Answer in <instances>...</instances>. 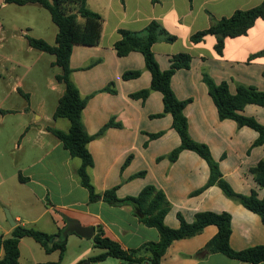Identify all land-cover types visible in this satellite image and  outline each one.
Masks as SVG:
<instances>
[{"label": "crops", "instance_id": "crops-1", "mask_svg": "<svg viewBox=\"0 0 264 264\" xmlns=\"http://www.w3.org/2000/svg\"><path fill=\"white\" fill-rule=\"evenodd\" d=\"M262 1L193 0L191 4L190 0H87L88 8L103 17L101 40L97 46H74L70 78L80 96L87 99L82 111L87 133L96 135L111 120L115 124L87 146L94 162L88 174L97 193L117 187L116 194L122 199L137 196L144 187L152 185L161 190L170 203L165 217L170 228L180 226L179 216L192 223L200 212H228L232 217L230 246L233 250L264 246V224L257 214L227 197L217 185L194 194L209 179L208 164L189 150L182 151L175 162L169 160L171 151L180 145V137L172 128L171 114L156 117L164 112L162 94L150 90L151 74L141 53L134 51L119 57L114 49V44L121 39L119 30L143 32L153 20L176 36L173 43L160 39L152 46V51L161 70L169 69L170 58L176 54L186 53L192 57L190 68L178 70L171 80L176 97L189 101L184 114L191 138L209 147L223 178L236 193L248 195L255 191L263 198L264 188L257 184L251 169L264 160V143L253 146L259 136L255 130L239 127L233 120H220L202 76L208 74L217 84L226 82L231 94H236L239 86L264 93V55L250 60L252 55L264 50V20L257 19L246 35L227 38L220 55L215 50V36L208 35L200 43L190 39L194 33L209 28L213 19L254 8ZM11 4L0 0V11ZM29 4L38 5H26ZM3 30L0 23V32ZM2 39L1 34L0 41ZM58 68L60 73L55 75L51 90L57 94L59 90L61 97L65 85L56 81V76L62 73ZM127 71H140V76L124 80L123 74ZM58 85H63V91ZM108 86L115 93L105 91ZM145 89L150 90L145 100L131 97ZM41 108L36 120L37 123L44 121V126L34 129L24 124V144L17 145L23 150L21 173L0 171V205L10 207L15 221L12 226L0 213V236L10 237L16 226L56 234L65 230V217H70L95 230L101 226L105 235L119 242L125 250H138L139 256L150 258L151 253L144 246L159 241L157 229L144 225L132 204L114 206L102 199L89 201V193L78 175L81 160L72 157L47 130L52 127L68 132L70 122L65 118L55 119L56 108L50 114ZM241 114L264 126V106L247 104ZM159 132H163L159 138H150L151 134ZM0 153L7 155L3 150ZM129 157L130 163L123 169ZM142 172L144 175L138 176ZM13 204H16L15 213ZM216 233L217 227L212 225L192 238L174 241L161 264H252L222 253H207L206 245ZM19 249V264H55L59 259V252L48 254L29 237L20 240ZM103 252L94 246L92 238L69 234L66 254L60 264H78ZM3 254L0 251V259ZM89 264L127 263L108 258Z\"/></svg>", "mask_w": 264, "mask_h": 264}, {"label": "trees", "instance_id": "trees-1", "mask_svg": "<svg viewBox=\"0 0 264 264\" xmlns=\"http://www.w3.org/2000/svg\"><path fill=\"white\" fill-rule=\"evenodd\" d=\"M8 4L26 5L35 3L48 10L53 23L58 27L55 45H51L43 39L27 36L30 47L49 53L55 56L53 66L61 68L62 73L56 76V81L65 85V91L60 97L54 118H65L70 122L68 132L57 128L48 127L64 148L69 151L72 157L81 160L78 169L80 182L89 193V201L104 202L121 206L132 204L140 221L147 227L157 229L159 241L150 242L147 247L151 253L150 258L139 256L138 250L127 251L121 244L105 235L104 229L98 226L92 238L96 248L104 250L103 253L83 260L78 264L98 263L108 258H115L125 261L127 264H161V260L170 245L177 240L192 238L201 233L208 226H216L217 233L207 245V253H222L228 258L239 260L244 263L260 264L264 262V246H254L241 251L233 250L230 246V235L232 233V217L228 212H200L196 214L192 223L179 216L180 226L176 229L170 228L165 223V217L170 210V203L165 194L156 187L148 185L142 189L137 196L119 198L116 194L117 187L106 190L102 194L96 192L88 174V168L93 166V158L88 150V143L95 137L102 135L109 127L115 126L113 120L107 123L96 135H89L82 123V111L87 99L80 96L78 88L71 81L72 68L70 58L75 45L97 46L101 40L103 17L87 6V0H4ZM156 2L157 0H152ZM191 4L193 0H190ZM264 20V0L254 8L247 10H236L229 17L213 19L209 28L198 31L191 36L193 43L204 41L208 35L216 37L215 50L220 55L223 52L227 38H235L246 35L257 19ZM121 39L114 44V49L119 57H125L131 52H139L144 58L147 70L151 74L150 90L162 94L164 112L157 115L161 117L165 113L172 115V128L180 137V145L174 148L169 154L170 161L175 162L180 153L185 150L195 152L208 164L210 174L206 185L194 194H199L213 185L222 189L227 197L240 203L247 210L257 214L264 224V197L259 198L255 191L251 194L236 193L231 185L223 178L219 163L213 158L209 147L206 144L195 141L191 138L188 130V121L184 109L188 100H179L171 86L173 75L180 69H189L192 57L186 53H179L170 58V66L167 70H161L152 46L160 39L173 43L176 36L169 34L157 21L153 20L143 32H132L119 30ZM264 55V50L252 55L251 59ZM140 76V71H127L123 74L124 80L134 79ZM202 79L208 87L211 96L218 110L220 120H233L239 127H249L255 130L259 136L253 146H260L264 143V126L253 118L241 114L243 108L250 103L264 106V93L254 88L239 86L236 94H231L228 84L221 82L217 84L208 74L203 73ZM149 89L142 90L131 97L145 100L150 92ZM26 98L29 94H24ZM105 91L115 93L109 86ZM5 113L6 111L1 110ZM117 125V124H116ZM118 126V125H117ZM163 132L151 134L150 138L156 139ZM129 157L123 165V169L130 163ZM257 184L264 188V160H261L256 167L251 169ZM144 172L138 176H143ZM22 179V178H20ZM64 230L56 234H48L33 228L16 226L10 237L0 236V251L3 257L0 264H19L20 240L25 237L32 238L39 243L46 253L59 252V259L55 264H60L66 254L67 238L63 236Z\"/></svg>", "mask_w": 264, "mask_h": 264}, {"label": "rangeland", "instance_id": "rangeland-1", "mask_svg": "<svg viewBox=\"0 0 264 264\" xmlns=\"http://www.w3.org/2000/svg\"><path fill=\"white\" fill-rule=\"evenodd\" d=\"M0 23L4 28L0 32L3 37L0 41V109L17 111L0 114V151L7 153L5 156L0 155V171L20 174L23 150L17 145L24 144V124L34 129L44 126V121L37 123L36 120L41 112L39 108L42 107L48 114L53 113L61 95L59 90L58 94L51 90L55 75L60 73V69L52 65L55 57L30 47L27 36L55 45L57 27L46 9L30 4H11L1 9ZM18 88L24 94L29 93V98L20 93ZM58 88L62 91L64 89L63 85ZM61 120L67 122L65 119ZM15 205L12 206L14 213ZM6 210L12 215L9 206L0 205V213L5 218Z\"/></svg>", "mask_w": 264, "mask_h": 264}, {"label": "water", "instance_id": "water-1", "mask_svg": "<svg viewBox=\"0 0 264 264\" xmlns=\"http://www.w3.org/2000/svg\"><path fill=\"white\" fill-rule=\"evenodd\" d=\"M5 215H6V219L8 220V222L12 226H15V221L8 210H6ZM65 222H66V228L63 232V236L65 238H67L69 234H76L86 239L93 238L94 233H95L94 227L83 226L78 220L74 218H70V217H65Z\"/></svg>", "mask_w": 264, "mask_h": 264}]
</instances>
